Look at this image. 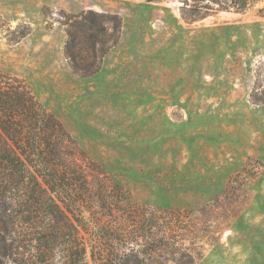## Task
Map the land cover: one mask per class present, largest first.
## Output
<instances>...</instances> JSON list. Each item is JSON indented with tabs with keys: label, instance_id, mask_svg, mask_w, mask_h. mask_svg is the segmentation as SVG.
Here are the masks:
<instances>
[{
	"label": "rangeland",
	"instance_id": "rangeland-1",
	"mask_svg": "<svg viewBox=\"0 0 264 264\" xmlns=\"http://www.w3.org/2000/svg\"><path fill=\"white\" fill-rule=\"evenodd\" d=\"M181 6L0 0V70L25 79L139 208L113 211L119 223L101 210L49 220L0 190V264H264V2L193 23ZM87 11L121 27L84 78L62 22ZM143 213L156 217L148 238L131 223Z\"/></svg>",
	"mask_w": 264,
	"mask_h": 264
},
{
	"label": "trees",
	"instance_id": "trees-1",
	"mask_svg": "<svg viewBox=\"0 0 264 264\" xmlns=\"http://www.w3.org/2000/svg\"><path fill=\"white\" fill-rule=\"evenodd\" d=\"M146 1L157 3L163 0ZM181 2V18L186 23H193L218 12L244 14L264 0ZM257 12L262 15L263 7ZM62 24L67 37L64 54L72 71L84 78L96 74L103 57L117 42L120 20L116 16L87 11L74 16L66 15ZM236 177L237 174L229 179L228 188L226 186L220 197L227 195L225 193ZM0 190L5 194H19L18 206L22 212L36 211L46 219L67 222H70L69 216L73 217L75 210L81 214L107 211L117 221L113 211L135 214L139 209L132 203L128 190L91 158L62 122L35 97L25 79L2 70ZM220 197L211 202L216 203ZM235 204H232L233 208ZM212 209L208 203L200 208V212L206 214ZM130 218L133 219L131 223L141 230L140 236L148 238L156 224V217L143 213ZM96 221L97 225L104 224L102 218ZM199 238L202 236H194L193 240Z\"/></svg>",
	"mask_w": 264,
	"mask_h": 264
}]
</instances>
